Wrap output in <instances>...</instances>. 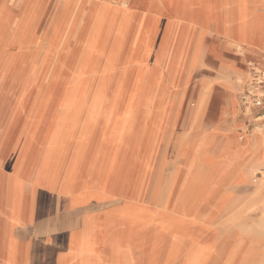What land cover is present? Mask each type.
<instances>
[{
	"label": "bare ground",
	"instance_id": "1",
	"mask_svg": "<svg viewBox=\"0 0 264 264\" xmlns=\"http://www.w3.org/2000/svg\"><path fill=\"white\" fill-rule=\"evenodd\" d=\"M58 1L64 2L60 16L49 34H44L41 38L45 39L43 46L34 51L37 57L40 53L43 58L46 57L50 45L58 35L62 36V50L74 26L79 23L78 30L82 34L79 47L70 60V88L69 91L66 89V95L63 87L60 90L59 87L55 88L54 78L59 75L60 70L55 67L46 69L41 62V78L46 81L47 91L42 101L32 109L34 105L31 104L30 90L25 88L31 85L35 70L39 69V62L29 71L13 109L18 111L19 103L25 104L24 111L19 110L22 111V121L14 123L9 140L16 147L23 143L25 150L17 158V162L28 169L29 178H26L21 169L15 170L14 176L21 177L24 183L18 184L17 180L12 183V189H17L20 185L24 189L33 187L38 190L36 197H33L36 205L34 219L47 216L50 205L48 193H54L58 186L60 194L72 196L73 205L114 198L125 205L120 210L101 207L102 210L97 211L104 214L101 216L94 214V208L89 209L90 214L81 218L78 229L71 231L64 239L68 245L66 264H101L98 259L101 260L104 256L99 255L98 249L102 240L111 248L108 264H155L161 249L151 238L144 242L146 223L150 216L146 218L143 213L148 207L140 205L148 185L147 181L143 182V178L147 171L153 170V158L166 141L171 126L173 125V134L168 145L173 149L174 158L178 142L183 141L185 135L174 129L176 123L172 124L171 121L175 105L183 102L184 95H175L163 88L161 68L157 65L151 66V59H168L170 85L176 89L182 87L184 73L198 64L196 61L180 63L183 55L189 54L186 49L187 39L194 32L199 31L200 34L213 37L227 36L238 43L244 54L259 56L253 51L255 47L264 54V21L261 20V14H257L260 8H264V0H89L87 5L82 0ZM4 5L5 3H0V7ZM6 5L12 6L9 3ZM45 5L46 0H25L21 4L16 41L23 48L15 52L13 59L7 63L6 71L9 72L6 75L20 81L25 78V62L18 53L27 48L29 50L34 44L30 35ZM66 15L69 17L65 18ZM252 15H258L259 19L252 22ZM3 26L0 19V43L5 45L10 43V37L3 40ZM3 63L5 61L0 58V71ZM113 72L114 77L119 73L120 78L115 90L110 92L106 108L102 110V93ZM205 90L206 92L200 93L195 117L203 115L208 104L211 88ZM233 93L231 106L235 109L238 106V95ZM159 97L160 107L157 109L155 121L149 122L148 114L154 111ZM62 103L64 106L59 108ZM137 113L144 117L143 123L140 125L139 122L138 127L133 124L130 132L126 134L125 144H122L123 128L128 117L133 114L134 123ZM14 116L18 117L17 114ZM52 116L57 118L56 124L48 123ZM28 118H35L40 125L48 126L31 127L27 122ZM59 128L67 130L59 133ZM65 136L69 137V150L62 147L60 153L51 152L52 150L45 152L44 149L51 145L59 149V145L65 143ZM141 136L143 141L137 147L136 141ZM226 146L221 152L229 158H238L245 154V150L240 148L230 154ZM255 146L257 159L253 163L264 159V139L257 140ZM60 154L61 158L58 156ZM40 156V163L36 166L33 160ZM257 170L256 167H251L247 175L242 174L236 181L252 182L256 184V188H260L264 180L257 179ZM177 172L179 173L178 169ZM203 175L201 173L196 180L199 192H195L193 196L195 200L207 197L210 200L215 199L211 189L216 180ZM81 178L83 183L80 186ZM203 178L207 180L205 185ZM211 181L212 185L207 187ZM160 188L161 184L159 193ZM78 189L81 192L76 193ZM184 189L183 186V191ZM183 196L184 194L182 198ZM16 198L12 199L15 214L18 212L22 216ZM182 198L178 211L179 216L186 219L188 217L182 212V206L185 205ZM259 215L258 224L264 231V204ZM248 226L253 243L240 264H255L252 261L255 249L264 240V233H261L263 236L258 235L251 223ZM118 227H123L126 233H117L115 229ZM171 235L175 241L179 237L177 233ZM38 253H41V248L35 249L34 254ZM173 256L174 252H171L169 259L173 260ZM190 256L191 259L186 264H206L210 253L207 248L200 247Z\"/></svg>",
	"mask_w": 264,
	"mask_h": 264
},
{
	"label": "rangeland",
	"instance_id": "2",
	"mask_svg": "<svg viewBox=\"0 0 264 264\" xmlns=\"http://www.w3.org/2000/svg\"><path fill=\"white\" fill-rule=\"evenodd\" d=\"M0 1V3H5L4 6L0 7V19L4 25L2 30L3 40L7 36L10 37V43L5 45L0 43V58L5 61L0 71L1 164L13 157L17 148L16 145L9 143V140L14 123L22 121L20 114L24 111L25 104L23 102L19 103L18 111H13V109L18 100V95L24 87L23 84L28 77L29 71L39 62V69L35 70L31 85L25 88L30 90L31 104L34 105L32 109L42 101L47 91L46 81L43 77L41 78V62L44 63V68L46 69L55 67L58 71L60 70L59 75L54 78V87H59V90L63 87L66 95V89L69 91L70 88V60L79 47L82 32L78 30L79 23H77L62 50V36L58 35L50 45L46 57L43 58L41 53L37 57L34 50H39L40 46L45 43V39H41L42 35L51 26V20H53L52 18L55 15L54 12L51 16L53 11V8H51L50 13L45 16L38 26V34L35 37L32 48L30 50L27 48L19 54L20 59L25 62L23 72L25 78L20 81L13 76L6 75L9 72V70L6 71V66L13 59L15 52H19L23 48L16 41L19 33L17 29L19 15L16 16V14L20 12L21 4L25 0ZM6 3L12 6L8 7ZM260 9L257 12L258 15L264 12V8ZM66 17L68 18L69 16L66 15ZM225 37L228 39L226 42L218 36L213 37L208 34L192 33L188 37L186 49L189 50V54H184L180 63L186 61L187 63H193L196 61L198 64L195 68L188 69L184 73L181 88L175 89L170 85L167 58L154 57L151 59L153 61L151 66L157 65L161 68V84H163V88L175 95H184L183 102L175 105L171 121L172 124L173 122L176 123L174 129L185 135L184 140L178 142L174 158L173 149L168 145L169 139L173 134V125L171 126L168 130L166 141L162 143L153 158V170L147 171L146 176L143 178V182L147 181L148 185L145 187L147 192L143 195L140 205L148 207V210L143 213L146 218L150 216V220L146 223L144 242L147 238H151L161 249L155 264H186L191 259L190 255L200 247L207 248L210 253L209 261L206 264H240L245 252L250 244L253 243L248 233V225L251 223L258 235L264 233L258 224L259 212L263 209L264 204V184H261L260 188H256L255 183H239L236 181L242 173H249L251 167L258 169L256 172L257 179L264 180V159L252 164L257 155L255 152L256 141L264 139V118L261 119L262 114H260L261 112L258 109H246L247 107H252L251 101L250 105L244 106L248 92H254L253 88L251 89V85L256 83L255 79L264 80V54L257 57L243 58L241 56L244 54V50H240L238 43H235L234 40L227 36ZM223 64L231 65L232 69L237 73L229 74L222 67ZM42 76H44V72ZM118 78H120L119 73L114 77V72L108 78V85L102 93V98H104L102 110L106 108V101L110 98V92L113 89L115 90L119 81ZM226 81L240 86L241 89L237 93L238 106L235 109L232 108V115L224 119L222 117V107L225 95L222 88L223 83ZM204 84H208L207 86L211 88L209 102L203 115L195 117L196 95L199 90L204 89ZM161 97H159L154 111L148 114L149 122L155 121ZM63 106L64 103L59 108ZM14 114H17L18 117H15ZM130 115L123 128L122 144H125L126 134L130 132L132 125L134 124V126L138 127L139 122H141L140 125L143 123L144 117H140L138 113L134 118V123L132 121L133 114L131 117ZM57 121V118L52 116L49 118L48 123L56 124ZM66 121H69L67 117ZM29 123L31 127L46 128L48 126V124L46 127L45 124L40 125V122H36L35 118H31ZM61 130L63 129L59 128L58 132L61 133ZM66 130L65 128L63 131ZM250 137H252L251 140ZM142 139L141 136L136 141L135 145L137 147L141 146ZM59 146L60 148L57 149L51 145L44 150L45 152L52 150L51 152L54 151V153H60L62 147L66 151L69 150V137L65 136V143ZM225 146L228 147L226 149L227 151L229 150L230 154L239 148L245 150V154L238 158H229L221 152ZM181 155L183 159H181ZM58 156L59 158L62 157L61 154ZM40 160L41 156L33 160V163L37 166ZM15 163L13 172L21 169V171L25 172L26 178H29L28 169L18 164L17 159ZM13 172H10V174ZM135 173L137 175L138 171ZM201 173L204 174L203 177L208 178L210 176V178L216 180L211 189V194L213 193L212 196L215 199L210 200L207 197L203 200L198 198L195 200L193 194L195 195V192H199L196 180ZM82 179H80V186L83 183ZM202 180L204 181L203 185L207 184L206 179L203 178ZM19 183L22 184L24 182L20 179L18 180ZM156 183H158V188L155 191ZM210 185H212V181L211 183L209 182L207 187ZM183 186L185 187L184 191ZM28 190L33 191V197L38 194V190L33 187L31 189L25 187L24 189L18 185L17 189H12L11 206L14 208L12 199L17 197L18 206L23 213L22 216H25L27 209H29L24 198V194ZM181 198L184 201L183 204H185L182 206V212L183 215L188 217L186 219L179 216L178 210L181 208ZM106 205H114V209L118 208L120 210L124 204L114 198V204L110 202ZM35 207L36 205L32 199L30 206L31 219L36 217ZM49 212L50 209L47 210L46 215ZM16 215V217H22L19 216L18 212ZM115 231L120 235L121 233H126L123 227H118ZM171 233L178 234L179 237L176 241L172 238ZM61 246L65 251H68V245L65 244L64 240ZM171 252H174L173 260L169 259ZM255 252L252 261L255 264H264V240L257 245ZM11 255L12 253L9 251V257ZM138 264H141V262H138Z\"/></svg>",
	"mask_w": 264,
	"mask_h": 264
},
{
	"label": "crops",
	"instance_id": "3",
	"mask_svg": "<svg viewBox=\"0 0 264 264\" xmlns=\"http://www.w3.org/2000/svg\"><path fill=\"white\" fill-rule=\"evenodd\" d=\"M82 2L85 5L89 4V0L87 2L86 0H82ZM63 6L64 2L62 1L46 0L45 8L42 10L40 17L36 20L35 26L31 32L30 37L35 40V37L38 34V26L40 22L44 20L45 16L50 13V9L53 8L51 16L54 12L55 15L52 18L53 20H51V26H49V29L44 33L49 34V32L52 30L54 23L60 16ZM19 14L20 12L16 14V16H18ZM260 17L261 20L264 21V12L261 13ZM258 19V15H252L250 17V20L252 22L257 21ZM196 33L200 32H194V34ZM44 34L42 36H44ZM218 37H220L225 42L228 40L225 36L222 35ZM253 51L257 55L262 54V52L257 47H255ZM250 56L253 55L245 53L242 54L241 57L247 58ZM222 67L225 69V71H228L229 74L237 73L232 69V66L229 64H223ZM207 85L204 84V89H201L197 92L195 100L196 104L199 100L200 93L202 91L206 92L205 89L209 88ZM240 89V86L233 85L231 82L226 81L223 83L222 90L225 95V99L222 107V117L224 119L232 115L231 104L232 100L234 99L233 92L238 93L240 92ZM210 94L211 91L209 95ZM27 122H31V119L29 120L28 118ZM25 137L26 135L23 138ZM23 150H25L23 143H19L13 157L9 158L5 163L0 164V264H66L67 251H65V249L61 246L65 237H67L71 233V231L78 229V227L80 226L81 218L85 214H90V212H88L90 211L89 209L94 208V214L97 216L104 215L102 212H97L98 209L102 210L101 207L104 206L106 208L114 207V205H106L110 202L114 204V199L104 201H88L83 204L73 205L72 196L60 194V189L58 186L54 193H48V196L50 198L49 214H47V216L43 219L34 220L31 219L30 212V206L33 199V191L28 190L24 194V198L29 209H27L28 211L25 216L16 217L17 215L15 214V210L11 206V185L13 182L20 180L21 177H15L14 174H10V172H13L14 166L16 164V159L22 154ZM255 159H257V155ZM254 161L255 160L252 161V164ZM20 175L22 176V174ZM61 177L63 178L64 174H62ZM79 192H81V190L78 189L76 193ZM36 248H41V253H38V255L34 254ZM9 250L12 251L11 257H9ZM110 252L111 248L109 244L106 243V241L102 240L101 246L98 249V253L100 256H104V258L101 260L98 259V261L101 264H108Z\"/></svg>",
	"mask_w": 264,
	"mask_h": 264
},
{
	"label": "built area",
	"instance_id": "4",
	"mask_svg": "<svg viewBox=\"0 0 264 264\" xmlns=\"http://www.w3.org/2000/svg\"><path fill=\"white\" fill-rule=\"evenodd\" d=\"M255 84L251 85V89L253 88L254 92H248V95L245 97L244 106L250 105V101L252 107H247L246 109H258L262 114L261 119L264 118V80H260L259 78L255 79ZM260 118V117H259Z\"/></svg>",
	"mask_w": 264,
	"mask_h": 264
}]
</instances>
